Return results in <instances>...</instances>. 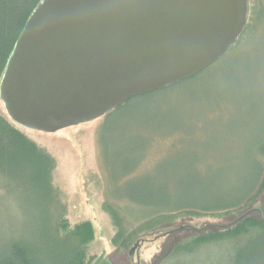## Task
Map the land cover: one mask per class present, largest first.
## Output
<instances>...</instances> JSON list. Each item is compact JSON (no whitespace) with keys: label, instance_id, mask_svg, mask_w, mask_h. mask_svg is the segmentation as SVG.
Segmentation results:
<instances>
[{"label":"rangeland","instance_id":"1","mask_svg":"<svg viewBox=\"0 0 264 264\" xmlns=\"http://www.w3.org/2000/svg\"><path fill=\"white\" fill-rule=\"evenodd\" d=\"M253 3L248 4L247 18ZM250 33L200 73L132 99L108 117L52 133L18 127L52 166L51 213L70 226L92 224L87 263L218 264L232 241L205 243L187 261L186 255L164 258L200 231L225 230L244 212L264 219V190L234 212L196 207L236 200L253 180L252 167L261 163L257 151L264 139V23ZM0 115L7 118L1 100ZM5 183L0 179V246L27 228L22 202ZM165 198L168 210L186 207L152 222L149 216ZM129 211L138 212L135 216ZM134 228L135 239L125 242Z\"/></svg>","mask_w":264,"mask_h":264},{"label":"water","instance_id":"2","mask_svg":"<svg viewBox=\"0 0 264 264\" xmlns=\"http://www.w3.org/2000/svg\"><path fill=\"white\" fill-rule=\"evenodd\" d=\"M248 0H42L0 80L18 126L84 124L208 68L241 35Z\"/></svg>","mask_w":264,"mask_h":264},{"label":"trees","instance_id":"3","mask_svg":"<svg viewBox=\"0 0 264 264\" xmlns=\"http://www.w3.org/2000/svg\"><path fill=\"white\" fill-rule=\"evenodd\" d=\"M41 1L0 0V80L19 34ZM249 2H254L251 16L247 18L244 29L235 42L236 45L242 39H246L245 36H250L251 30L257 25L264 23V0H248V4ZM132 99L118 109L128 106ZM112 112L114 110L107 113V117ZM7 118L0 115V179L19 196L22 202L20 207L27 219L25 223L27 228L24 235H12L0 246V264H89L87 263V244L94 238L92 224L82 222L70 226L66 219L51 213L49 171L52 166L48 156L18 129L20 126ZM257 153L261 161L260 166L252 167L253 180L245 186L244 191L237 193L240 196L236 200L233 199L221 205L208 207L196 205V207L206 212L225 214L243 209L256 201L264 190V139L259 141ZM260 178L261 182L258 185ZM256 186L257 189L254 191ZM134 201L141 205L157 207L156 204ZM161 203L162 206L154 209L153 215L149 216L152 222L171 218V215L167 216L168 213L186 207L178 206L168 210L164 208L169 205L167 198ZM136 212L138 211L130 213L136 216ZM152 213L149 212L147 215ZM251 213L253 212H244L239 215L226 228H222L225 230L200 231L196 236L166 253L164 260L186 255L187 261V257L192 256L191 254L205 243L224 239L233 243L230 250L223 253L218 264H264V219L260 215L251 216ZM138 215L140 217L141 214ZM137 219L143 218L137 217ZM137 231L134 228L127 233L128 238L124 241L130 243L132 239H135Z\"/></svg>","mask_w":264,"mask_h":264}]
</instances>
